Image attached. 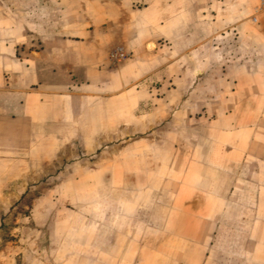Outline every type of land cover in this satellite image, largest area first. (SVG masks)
I'll list each match as a JSON object with an SVG mask.
<instances>
[{"label":"rangeland","instance_id":"obj_1","mask_svg":"<svg viewBox=\"0 0 264 264\" xmlns=\"http://www.w3.org/2000/svg\"><path fill=\"white\" fill-rule=\"evenodd\" d=\"M150 1L11 0L8 7L15 21L63 32ZM198 2L187 0L193 20ZM256 8L247 31L222 32L216 48L225 59H212L206 30L202 44L172 54L166 76L157 71L150 95L161 121L141 135L145 141L108 142L121 147L119 154L106 149L102 157L76 148L60 159L69 166L50 164L44 172L28 164L25 186L13 183L6 199L1 190L0 264H84L85 257L107 264H264V17L254 22ZM120 49L109 54L112 66L132 58L121 49L126 58L113 62ZM244 63L251 77L226 75Z\"/></svg>","mask_w":264,"mask_h":264},{"label":"crops","instance_id":"obj_2","mask_svg":"<svg viewBox=\"0 0 264 264\" xmlns=\"http://www.w3.org/2000/svg\"><path fill=\"white\" fill-rule=\"evenodd\" d=\"M258 1L199 0L193 20L187 0H151L142 10H135L132 4L125 10L119 7L113 18L109 13L98 26L86 20L77 29L67 27L61 32L60 26L43 31L31 23L13 20L8 7L11 0H0L3 197L6 199L5 191L16 186L13 183H19L16 188L25 186L22 181H26L28 164L39 163V171L44 172L50 164L69 166L60 159L74 156L76 148L83 155L102 157L106 149L108 154L114 150L119 154L121 147H109L108 142L129 136L133 137V147L145 141L141 135L161 121L152 107L157 100L150 95V82L157 71L163 70L166 76L172 54H186L189 45L202 44L206 30H211L207 38L212 41V59H225L218 45L216 48L222 32L247 31ZM192 29L197 31L189 38ZM116 48L132 58L112 66L108 57ZM250 69L246 63L239 64L229 67L226 75L251 77ZM142 106L150 107L141 111ZM93 170L88 167L87 173ZM88 259L85 257L83 263L107 264L106 260ZM62 264L77 262L67 260Z\"/></svg>","mask_w":264,"mask_h":264},{"label":"built area","instance_id":"obj_3","mask_svg":"<svg viewBox=\"0 0 264 264\" xmlns=\"http://www.w3.org/2000/svg\"><path fill=\"white\" fill-rule=\"evenodd\" d=\"M259 17H264V0L260 1L259 6L256 9V14L254 16V22H258L259 21ZM126 58V54H124L121 49L115 51L114 53L111 54V60L113 62H119L122 59Z\"/></svg>","mask_w":264,"mask_h":264}]
</instances>
